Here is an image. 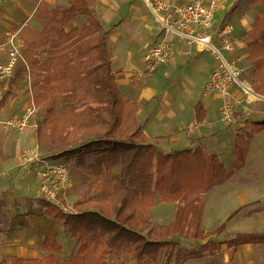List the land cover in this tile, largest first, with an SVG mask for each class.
<instances>
[{
  "label": "crops",
  "instance_id": "1",
  "mask_svg": "<svg viewBox=\"0 0 264 264\" xmlns=\"http://www.w3.org/2000/svg\"><path fill=\"white\" fill-rule=\"evenodd\" d=\"M69 1L10 0L0 4V43L7 35L18 33L21 56L12 76L0 79V100L3 99L0 107V263L11 259L35 261L50 256L63 262L77 250V239L72 238L59 221L46 213L45 201L37 183L33 177L25 175L20 166L25 151L37 150L35 120L30 117L29 126L21 132L11 131L2 124L6 120L38 111L33 106L30 94L31 75L29 72L20 73L17 69L22 62L27 42L34 32L42 30V23L36 17L39 8L51 10L54 7H67ZM164 1L169 5L186 2ZM86 3L105 32L109 60L120 93L126 102L138 107L136 124L139 127V141L154 144L157 151L163 154L202 148L216 155L225 171L231 173L221 184L202 194L204 204L200 229L206 234L224 225L222 232L212 238L176 239L174 242L179 244L181 240L183 244L173 249L161 248L153 264H174L173 260H178L179 264H264V244H245L236 248L225 244V241L239 233H264L263 229L237 232L227 237V224L238 207L264 195V172L261 171L260 161L256 160V155L264 156V126L259 124L264 120V114L261 115L264 105L259 104L253 109L252 102L247 103L240 89L233 87L234 121L230 126L235 125L236 128L232 135V145H222L225 140L220 138L217 106L220 98L214 93H205L209 77L217 66L216 57L207 49L188 46L178 37L166 34L161 23L142 0H86ZM259 10V6H252L251 0H225L224 6L214 14L213 30L209 32L211 44L219 48L215 30L226 24L232 26L234 50L224 53L239 69L240 78L245 72L252 83L253 66L247 48V35L252 30ZM86 21V16L78 15L63 28L68 32L81 27ZM161 40L172 44L176 50L175 59L159 66L150 75H142L143 57L149 45ZM5 62L6 55L3 52L0 64ZM252 90L264 100V96ZM198 102L203 106L205 119L200 125L194 126V108ZM250 113L260 116L248 118ZM220 124L226 130L230 127L222 122ZM238 137L247 141V151L243 165L235 170L234 144ZM225 149L232 151L229 162H222L219 156ZM74 166L84 173L86 184L83 190L80 185L82 181L72 172L74 188L68 195V202L72 205L87 191L88 184L94 179L85 169ZM118 172L119 169L115 168L112 173ZM236 188L246 192H235ZM94 194L97 197L99 193L95 191ZM177 208L178 202L159 203L156 198L152 208V225L172 224ZM261 219L264 226V213ZM208 240L220 243L214 253L196 258H183L181 255L185 244L193 245L187 247L185 252L195 251ZM46 241L57 244L60 250L53 251L54 245L45 248ZM108 261L109 264H140L131 254L125 253L109 257Z\"/></svg>",
  "mask_w": 264,
  "mask_h": 264
},
{
  "label": "trees",
  "instance_id": "2",
  "mask_svg": "<svg viewBox=\"0 0 264 264\" xmlns=\"http://www.w3.org/2000/svg\"><path fill=\"white\" fill-rule=\"evenodd\" d=\"M251 4L260 10L247 35V48L253 88L264 96V0ZM78 15L86 16V23L66 32L63 26ZM36 17L42 30L27 42L17 69L31 75L30 94L41 118L35 121L36 143H45L53 159L74 160L94 179L74 201L75 214H63L45 202L46 213L77 239L72 256L63 262L50 256L0 264H109L108 258L119 253L131 254L140 264H153L161 248L177 246L176 239L219 235L224 225L206 234L200 229L202 194L231 175L217 156L202 148L163 154L154 144L139 141L138 107L126 102L117 87L105 32L86 0H71L67 7L51 10L39 8ZM2 103L3 99L0 107ZM194 111L197 126L205 119L200 102ZM259 124L264 126V120ZM234 146L237 170L245 161L247 141L238 137ZM115 168L118 174L112 173ZM156 198L159 203L178 202L172 224L152 225ZM225 244L230 248L264 244V233H239ZM50 245L53 251L60 250L45 242V248ZM219 245L208 240L183 253V258L214 253Z\"/></svg>",
  "mask_w": 264,
  "mask_h": 264
},
{
  "label": "built area",
  "instance_id": "3",
  "mask_svg": "<svg viewBox=\"0 0 264 264\" xmlns=\"http://www.w3.org/2000/svg\"><path fill=\"white\" fill-rule=\"evenodd\" d=\"M10 0H0V4ZM150 9L154 17L161 23L168 35L183 40L188 46H195L199 50H209L217 59V66L211 73L206 84L205 93L219 96L218 106L221 121L232 124L234 121L235 101L233 87H238L244 95V100L251 103L258 96L250 85L240 79V71L233 61L227 59L223 53L233 52V28L226 24L215 30L220 47L211 44L210 31L213 30L214 14L221 9L225 0H186L179 5H169L164 0H142ZM5 52L6 62L0 64V79H9L17 64L21 60L20 39L18 33L9 34L0 43V56ZM176 50L166 40L149 48L143 57L142 75H150L156 69L175 59ZM32 113L29 112L18 118L2 122L11 131H24L30 123ZM20 166L25 175L33 177L37 183L43 200L55 207L63 214H75L72 204L68 202V195L74 188L70 168L67 162L53 159L38 150L25 151L20 160Z\"/></svg>",
  "mask_w": 264,
  "mask_h": 264
},
{
  "label": "rangeland",
  "instance_id": "4",
  "mask_svg": "<svg viewBox=\"0 0 264 264\" xmlns=\"http://www.w3.org/2000/svg\"><path fill=\"white\" fill-rule=\"evenodd\" d=\"M27 20L28 19H26L24 21H27ZM158 42H160V41H158ZM156 44H158V43L157 42L155 44L152 43L151 45H149L148 49L153 47ZM133 48L134 47H132V49ZM223 55L227 58L225 53H223ZM240 79L242 81L247 82L251 86V88H253L252 80H251V78H249V77H247L245 75V72H243V74H242ZM218 103H219V101H218ZM259 104L264 105V100L260 99V97H258L257 100L252 102L251 105H253L254 106L253 109H255L257 107V105H259ZM217 106H219V105H217ZM260 108H262V107H260ZM261 112H262L261 115H263L264 114V110L263 111L261 110ZM256 116H260V115H253L252 113H250L247 117L248 118H253V117H256ZM31 117L35 121H41L40 111L38 110V111L32 112ZM218 117L220 118V122H222L225 126H227V127L230 126V124L228 125L225 122L221 121V117H220L219 113H218ZM220 122H218L219 123L218 128L221 131L220 138H223L225 140V143H223L222 145H225V146L232 145V143H233L232 135H233V131L235 130L236 126L235 125H231L226 130V128H223V126H221L222 124H220ZM47 149H48V147H47V145H45V143L38 144V146H37V150L39 152H41L43 154H52V153H49ZM225 150H224V152L223 151L220 152V155H219L221 157L220 159H221L222 162L232 159V151H229L228 149H225ZM256 156H257L256 160H259L260 163H261L260 164V168L262 167L261 171L264 172V156L263 155L262 156L256 155ZM62 159L64 161V158H62ZM58 160H60V159H58ZM88 161H92L91 158ZM65 162H67V165L70 168L71 176H73L72 175V172H73V173H75V177L80 182L82 181V183H80V185L82 186V189L84 190L85 189L84 185L86 184V177H85L84 173L82 171H79V170L75 169L76 167L73 164L74 160H65ZM262 162H263V164H262ZM73 178L74 177H72V179ZM73 182H74V179H73ZM230 188H232V185H231ZM234 191L238 192V193L239 192H246V191L240 190L238 188H236ZM259 192H261V191H259ZM263 213H264V195H262L256 201H253L251 203L245 204L243 206H239L237 211L235 212L234 216L232 217L231 221L227 224V229L229 231V234L227 235V237H231L237 232H248V231H260V230H263L264 226H263L262 219H261L263 217ZM199 242L200 243H204V241H199ZM178 243L179 244H177V245L180 246L181 244H183V241L180 240ZM192 246L193 245H186V244L184 246H182L181 255L185 252V249L187 247H192ZM163 253H164V250H162V254ZM173 262H174V264H179L178 260H173Z\"/></svg>",
  "mask_w": 264,
  "mask_h": 264
}]
</instances>
